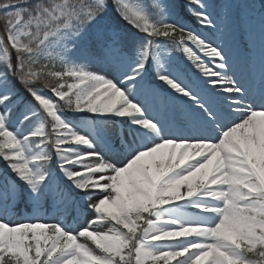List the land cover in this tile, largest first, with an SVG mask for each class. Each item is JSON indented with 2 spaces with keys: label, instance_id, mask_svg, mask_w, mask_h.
Listing matches in <instances>:
<instances>
[{
  "label": "snow or ice",
  "instance_id": "1",
  "mask_svg": "<svg viewBox=\"0 0 264 264\" xmlns=\"http://www.w3.org/2000/svg\"><path fill=\"white\" fill-rule=\"evenodd\" d=\"M0 264H264V0H0Z\"/></svg>",
  "mask_w": 264,
  "mask_h": 264
},
{
  "label": "rangeland",
  "instance_id": "2",
  "mask_svg": "<svg viewBox=\"0 0 264 264\" xmlns=\"http://www.w3.org/2000/svg\"><path fill=\"white\" fill-rule=\"evenodd\" d=\"M221 2L224 3L225 0H221ZM227 2L233 3V4H235L237 6V8H241L242 9V6L246 2H255L257 5H259L260 0H227ZM198 30L201 31V32H206V30L203 29V28H200ZM176 55L179 56V53H176ZM185 67H186V65H185ZM192 71H194V69ZM21 214L23 215L24 213L22 212Z\"/></svg>",
  "mask_w": 264,
  "mask_h": 264
},
{
  "label": "trees",
  "instance_id": "3",
  "mask_svg": "<svg viewBox=\"0 0 264 264\" xmlns=\"http://www.w3.org/2000/svg\"><path fill=\"white\" fill-rule=\"evenodd\" d=\"M213 2H214V3H217V4H221V3H222L221 0H213ZM189 25H190L191 27H196V25H195L194 22H192V21H189Z\"/></svg>",
  "mask_w": 264,
  "mask_h": 264
}]
</instances>
